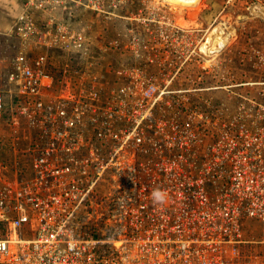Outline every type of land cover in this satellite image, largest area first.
Listing matches in <instances>:
<instances>
[{
  "label": "rangeland",
  "instance_id": "obj_1",
  "mask_svg": "<svg viewBox=\"0 0 264 264\" xmlns=\"http://www.w3.org/2000/svg\"><path fill=\"white\" fill-rule=\"evenodd\" d=\"M26 1L0 0V78L5 88L10 63L20 51L30 59L44 52L12 31L14 13ZM103 2L110 6L100 7ZM60 3L39 10L38 25L46 28L53 21L55 31L85 29L90 51L71 50L51 61L53 50L66 48L60 43L49 48L48 61L60 82L55 89L67 81L115 79L118 61L121 67L138 61L137 75H145L150 64L152 73L146 72V78L171 83L162 86L166 94L154 112V125L165 120L167 133H151L155 142H163L148 153L151 165L104 174L114 180L104 182L103 192L118 185L126 207L125 213L101 217L104 264H264L259 214H264V0H201L195 8L185 6L183 15L167 0ZM91 3V8L84 5ZM207 42L210 53H205ZM133 46L143 56L130 63ZM7 100L10 113L13 103ZM9 126L8 120H0V165L7 166L6 175L15 181L16 168L24 170L23 176L29 169L30 153L14 151L23 153L19 161L9 157L14 146ZM128 154L121 159H133ZM163 157L175 163L157 166ZM156 189L165 194L162 204L153 202Z\"/></svg>",
  "mask_w": 264,
  "mask_h": 264
},
{
  "label": "built area",
  "instance_id": "obj_2",
  "mask_svg": "<svg viewBox=\"0 0 264 264\" xmlns=\"http://www.w3.org/2000/svg\"><path fill=\"white\" fill-rule=\"evenodd\" d=\"M58 4L60 0H27L14 13L13 33L44 52L30 59L20 51L10 63L7 88L0 78V119L10 97L13 147L32 154L25 176L17 173L15 181L6 175L7 166L0 165V264H104L101 217L126 211L118 185L103 192L104 182L114 180L104 174L107 169L149 167L148 153L163 147L151 133H167L165 120L153 121L166 94L162 86L171 83L146 78V72L152 73L150 64L145 75H137V61L114 66L115 79L67 81L55 89L60 82L47 71L49 48L60 43L68 54L90 51L85 29L55 31L53 21L46 28L38 25V11ZM106 4L110 6L103 2L100 7ZM131 52L130 63L143 56L135 46ZM22 121L39 134L36 142L22 137ZM152 126L157 129L148 131ZM125 153L133 159L122 160ZM146 153V160L136 159ZM171 163L175 160L163 157L156 165ZM259 214L264 226V214Z\"/></svg>",
  "mask_w": 264,
  "mask_h": 264
},
{
  "label": "trees",
  "instance_id": "obj_3",
  "mask_svg": "<svg viewBox=\"0 0 264 264\" xmlns=\"http://www.w3.org/2000/svg\"><path fill=\"white\" fill-rule=\"evenodd\" d=\"M64 51V50H63ZM51 54H53V56H52V58H51V61H54L55 59H59V58H61V57H63V56H68V53L66 52V51H64V52H62V50H60V49H55V50H53L52 52H51ZM53 59V60H52ZM51 61H48V66H47V71L50 73V74H53L54 76H56L55 75V71H54V68H53V65L51 64ZM118 66H121L122 64L118 61ZM9 106L8 107H6L5 108V113H3V116H2V121L3 120H5V121H7L8 120V122H10L11 121V116L10 117H8L7 116V113H8V115H10V113H9ZM0 119V120H1ZM7 119V120H6ZM11 130V131H10ZM8 133V132H7ZM12 127L10 128V126H9V133H8V135H9V137H11L10 135H12ZM22 137L25 139L26 137H28L29 138V141L30 142H36L37 140H38V138H39V134L36 132V131H34V130H32L30 127H29V125H28V123H27V121H22ZM15 149H14V147H12V149H11V152H10V154H9V157H11V159L14 161L15 159H16V156H17V159H18V161H19V159H22L21 158V156L23 155V153L22 154H16L15 152ZM17 152H20L21 153V151L19 150V151H17ZM31 162H32V154H30V157H29V164H28V166L30 165L31 166ZM30 168V167H29ZM16 172L17 173H19L20 174V176L21 177H23V175H24V170L23 169H20V170H18V168H16Z\"/></svg>",
  "mask_w": 264,
  "mask_h": 264
},
{
  "label": "bare ground",
  "instance_id": "obj_4",
  "mask_svg": "<svg viewBox=\"0 0 264 264\" xmlns=\"http://www.w3.org/2000/svg\"><path fill=\"white\" fill-rule=\"evenodd\" d=\"M201 0H167V2H169V4L172 6V9H173V11H175L176 13H178L179 15H183L184 14V7L185 6H187V5H191L192 6V8H195V7H197V5H198V3L200 2ZM159 2V1H158ZM161 3V2H160ZM164 3H166V1H164ZM190 8V7H189ZM226 23V22H225ZM223 25V24H222ZM221 27V26H220ZM222 28V27H221ZM216 32V31H215ZM214 32V33H215ZM233 32V31H232ZM217 33V32H216ZM225 33V32H224ZM231 33V32H230ZM212 34V33H211ZM222 34V33H221ZM233 35V34H232ZM234 35H236V34H234ZM213 37H214V34L212 35ZM224 37V36H223ZM211 38V37H210ZM225 38V37H224ZM227 38V37H226ZM230 38V37H229ZM217 39V38H216ZM215 39V40H216ZM208 40V39H207ZM231 40V39H230ZM211 41V40H210ZM212 41H213V39H212ZM226 41V40H225ZM211 43V42H210ZM218 43V42H217ZM223 43H225V42H223ZM215 45V44H214ZM204 46H205V53H210V50H208V49H206V47H209V44H208V42L207 43H205L204 44ZM203 46V47H204ZM216 47L218 46V45H215ZM214 47V46H213ZM215 47V48H216ZM218 48H219V46H218ZM202 49H204V48H202ZM220 49H222V47L220 48ZM214 52V51H213ZM202 53V52H201ZM207 55V54H206ZM217 57V56H216ZM168 234V233H167ZM166 234V235H167ZM165 238V237H164ZM183 240V239H182ZM161 241V240H160ZM172 241V240H171ZM179 241V240H178ZM178 243V242H177ZM165 244V243H164ZM174 244V243H173ZM177 245V244H176ZM188 245V244H187ZM161 249V248H160ZM134 253V252H133ZM136 253V252H135ZM138 254V253H137ZM136 254V255H137ZM107 256V255H106ZM138 256V255H137ZM105 258V257H104ZM150 258V257H149Z\"/></svg>",
  "mask_w": 264,
  "mask_h": 264
},
{
  "label": "clouds",
  "instance_id": "obj_5",
  "mask_svg": "<svg viewBox=\"0 0 264 264\" xmlns=\"http://www.w3.org/2000/svg\"><path fill=\"white\" fill-rule=\"evenodd\" d=\"M152 198L154 203H163L165 200V194L159 189L153 190Z\"/></svg>",
  "mask_w": 264,
  "mask_h": 264
}]
</instances>
